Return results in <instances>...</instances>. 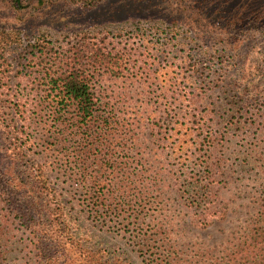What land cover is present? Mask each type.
<instances>
[{"label":"rangeland","instance_id":"1","mask_svg":"<svg viewBox=\"0 0 264 264\" xmlns=\"http://www.w3.org/2000/svg\"><path fill=\"white\" fill-rule=\"evenodd\" d=\"M10 3L0 0V27L43 32L54 50L67 48L74 41L70 32L75 29L122 35L108 41L124 49L130 61L123 71H129L128 75L99 73L93 88L130 124L134 145L129 156L145 169L141 196L133 202L141 210L140 223L129 231L122 230L117 221L101 228L82 190L72 183L56 185L68 209L95 240L105 243L108 252L133 264H156L152 259L169 251L189 264H209L234 243L247 247L244 241L250 243L252 231L264 236V43L254 42L251 48L242 46L239 51L224 43L232 39L229 17L264 14V0H20L16 9ZM134 32L144 34L129 36ZM235 40L243 42L241 37ZM27 41L12 45L9 57ZM3 68L17 71L15 65ZM218 74L222 81L214 86ZM236 83L256 87V101L244 108L232 106ZM27 84L17 77L9 81L14 90ZM183 85L200 93L188 103L189 108L200 111L206 106L212 111L215 142L205 150L218 166L211 174L209 206L211 212L221 214L208 217L210 223H202L199 206L182 197L185 183H176L168 173L173 162L170 150L162 146L158 126L146 118L154 109L160 110L157 98L162 90ZM184 138L187 144L192 142L188 136ZM42 155L47 157L37 146L33 156ZM183 157L176 156L175 161L181 159L186 165L183 171L189 172L195 167L194 160L183 161ZM55 176L49 171L51 184ZM2 232L0 264H25L19 232ZM137 235L140 240L132 238ZM260 241L264 249V239Z\"/></svg>","mask_w":264,"mask_h":264},{"label":"trees","instance_id":"2","mask_svg":"<svg viewBox=\"0 0 264 264\" xmlns=\"http://www.w3.org/2000/svg\"><path fill=\"white\" fill-rule=\"evenodd\" d=\"M10 1L15 9L20 4V0ZM227 25L232 39L224 43L232 50L264 43V14L232 15ZM70 33L74 41L67 48L54 50L43 32L22 26L0 27V82L4 83L0 85V241L4 229L19 232L25 264H133L118 253L108 252L102 240H95L56 188L61 183H72L82 190L101 228L117 221L122 230L129 231L133 224L140 223L141 210L137 211L133 202L141 196L145 169L139 160L129 156L134 145L130 124L93 88V79L99 73L128 75L129 71H123L130 61L124 49L109 42L122 35L90 34L83 29ZM143 34L134 32L129 36ZM239 37L243 42L235 40ZM24 39H28L27 43L15 49L10 58V47ZM11 64L17 71L3 68ZM30 68L40 71H29ZM13 77L28 84L11 89L9 81ZM221 77L218 74L214 86L222 81ZM196 90L184 85L165 88L157 98L160 110L154 109L146 118L158 126L162 146L170 150L173 162L168 173L176 183H185L182 197L199 206L202 223H210L208 217L221 214L211 212L209 206L210 184L214 182L211 174H215L218 164L205 150L215 142L211 109L205 106L198 111L188 106L200 96ZM256 94V87L236 83L232 106L244 108L256 101ZM37 146L44 149L47 157L33 156ZM171 151L179 152L177 157L184 156L183 161L194 160L190 173L183 171L186 165L181 159L176 163ZM49 171L56 174L52 184ZM249 236L250 243L244 241L247 247L234 243L209 264H264V249L260 248L264 236L257 231ZM2 254L0 246V259ZM152 262L189 264L174 251Z\"/></svg>","mask_w":264,"mask_h":264}]
</instances>
